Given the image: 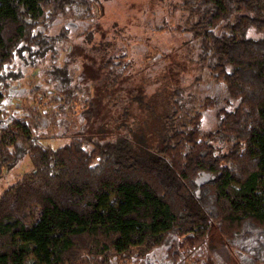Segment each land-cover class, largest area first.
Wrapping results in <instances>:
<instances>
[{
	"label": "trees",
	"instance_id": "obj_1",
	"mask_svg": "<svg viewBox=\"0 0 264 264\" xmlns=\"http://www.w3.org/2000/svg\"><path fill=\"white\" fill-rule=\"evenodd\" d=\"M177 6L186 17L173 28L198 39L215 90L196 105L173 88L156 149L127 135L54 148L36 133L42 111L5 118V102L30 64L66 75L49 22L75 8L92 17L96 1L0 0V171L21 146L34 165L0 193V264H138L161 245L168 258L199 248L213 230L240 263L264 264V0ZM103 66L124 71L126 52Z\"/></svg>",
	"mask_w": 264,
	"mask_h": 264
},
{
	"label": "rangeland",
	"instance_id": "obj_2",
	"mask_svg": "<svg viewBox=\"0 0 264 264\" xmlns=\"http://www.w3.org/2000/svg\"><path fill=\"white\" fill-rule=\"evenodd\" d=\"M95 1L92 17L81 18L79 8L52 16L49 32L59 48L57 64L66 75L59 72L53 81L38 65L25 67L5 102L4 117L7 113L28 116L29 110L39 109L44 114L36 132L42 137L39 141L54 148L74 136L110 139L127 135L133 142L156 149L163 115L171 108L172 89L181 87L196 105L215 90L197 61L198 39L173 28L186 17L177 6L179 0ZM118 51L126 52L127 68L118 72L104 67L106 56ZM203 115V127H212L211 113ZM13 153L12 164L0 171V193L34 169L26 147ZM211 233L199 248L171 259L166 257L168 246L161 245L138 264H195L203 258L213 264H242L218 234ZM171 247L178 250L176 245Z\"/></svg>",
	"mask_w": 264,
	"mask_h": 264
}]
</instances>
